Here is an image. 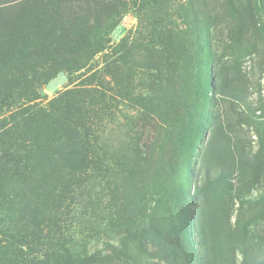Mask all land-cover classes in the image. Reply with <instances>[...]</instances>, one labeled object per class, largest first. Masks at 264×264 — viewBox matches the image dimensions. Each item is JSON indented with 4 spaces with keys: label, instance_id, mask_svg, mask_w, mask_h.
<instances>
[{
    "label": "rangeland",
    "instance_id": "rangeland-1",
    "mask_svg": "<svg viewBox=\"0 0 264 264\" xmlns=\"http://www.w3.org/2000/svg\"><path fill=\"white\" fill-rule=\"evenodd\" d=\"M88 20L100 52L61 69ZM8 73L31 104L82 95L86 166L42 240L75 264H264V0H0Z\"/></svg>",
    "mask_w": 264,
    "mask_h": 264
},
{
    "label": "trees",
    "instance_id": "trees-1",
    "mask_svg": "<svg viewBox=\"0 0 264 264\" xmlns=\"http://www.w3.org/2000/svg\"><path fill=\"white\" fill-rule=\"evenodd\" d=\"M87 25L88 53L55 62L61 69H81L100 52L103 26L89 20ZM22 33L24 46L40 36L32 27ZM12 78V73L0 77V264H75L62 235H47L44 241L42 233L57 226L86 166L87 125L72 105L80 104L82 95L75 99L68 91L59 105L31 104L39 97Z\"/></svg>",
    "mask_w": 264,
    "mask_h": 264
}]
</instances>
